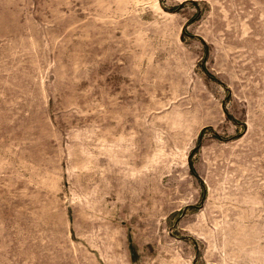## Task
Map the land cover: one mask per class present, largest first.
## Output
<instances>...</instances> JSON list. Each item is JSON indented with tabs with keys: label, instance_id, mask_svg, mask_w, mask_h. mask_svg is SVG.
I'll return each mask as SVG.
<instances>
[{
	"label": "rangeland",
	"instance_id": "obj_1",
	"mask_svg": "<svg viewBox=\"0 0 264 264\" xmlns=\"http://www.w3.org/2000/svg\"><path fill=\"white\" fill-rule=\"evenodd\" d=\"M0 264H264V0H0Z\"/></svg>",
	"mask_w": 264,
	"mask_h": 264
}]
</instances>
